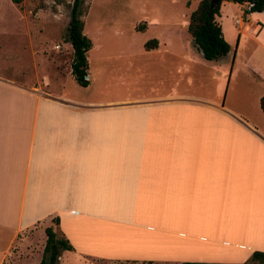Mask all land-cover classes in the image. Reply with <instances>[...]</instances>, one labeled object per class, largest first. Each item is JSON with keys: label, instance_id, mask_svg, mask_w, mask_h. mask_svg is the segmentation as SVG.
Instances as JSON below:
<instances>
[{"label": "crops", "instance_id": "crops-1", "mask_svg": "<svg viewBox=\"0 0 264 264\" xmlns=\"http://www.w3.org/2000/svg\"><path fill=\"white\" fill-rule=\"evenodd\" d=\"M228 3L239 8L230 20L221 14ZM244 10V3L220 0L215 19L229 49L211 60L228 58L218 82L221 88L227 73L226 90L242 67L258 107L264 8ZM16 59L0 42V264L16 244L24 243L25 257L40 237L39 257L24 258L38 264L45 227L68 241L65 251L91 261L239 264L264 252L263 122L205 98L193 104L197 113L174 116L169 101L183 95L134 101L144 118L91 117L104 106L89 110L51 91L36 64L30 76L38 81H24ZM12 68L13 76L4 74Z\"/></svg>", "mask_w": 264, "mask_h": 264}, {"label": "rangeland", "instance_id": "rangeland-1", "mask_svg": "<svg viewBox=\"0 0 264 264\" xmlns=\"http://www.w3.org/2000/svg\"><path fill=\"white\" fill-rule=\"evenodd\" d=\"M72 1L21 0L13 4L0 0V42L17 58L14 66L26 74L24 81H38L39 78L30 76L36 64L39 74L49 78L44 80L51 81V91L89 110L104 106L100 109L103 111L90 113L95 118H144L146 109L132 108L134 101L137 104L163 96L183 95L177 99L180 103L174 99L169 101L174 116L187 117L194 109L197 113L193 104L205 98L230 103L236 109L245 110L257 124L264 123L249 74L238 67L231 77V87L226 90L225 73L219 88L224 70L228 72V58L205 61L191 50L186 19L197 0H80L82 33L91 41V47L85 53L88 85L78 86L70 73L71 46L65 36ZM222 6L221 14L226 20H230L229 12L239 10L229 3ZM152 38L160 45L144 50L143 44ZM37 48L42 56L36 53ZM46 59L53 63V69ZM14 69L3 72L13 76ZM122 101L130 103L124 105ZM33 244L34 250L25 257L24 243L16 244L3 264H24V258L33 263L39 257L37 246L42 244L41 238L33 237ZM131 261H91L70 251H62L57 257V264H178ZM243 262L239 264H257Z\"/></svg>", "mask_w": 264, "mask_h": 264}, {"label": "trees", "instance_id": "trees-1", "mask_svg": "<svg viewBox=\"0 0 264 264\" xmlns=\"http://www.w3.org/2000/svg\"><path fill=\"white\" fill-rule=\"evenodd\" d=\"M19 3L21 0H11ZM245 4V13L259 12L264 8V0H230ZM220 0L211 3L209 0H197L194 8L187 15L186 31L190 35L197 51L205 60H211L223 55L229 49V43L223 37L219 22L215 19ZM83 10L80 0H73L69 11V19L65 27V36L71 46L70 73L75 82L86 86L85 53L91 47V41L82 33L83 22L80 19ZM154 38L147 40L143 46L146 49L156 46ZM258 107L264 115V91L258 99ZM57 218L54 222L57 223ZM45 241L38 264H57V257L62 251L71 250L68 241L57 235L50 227L44 228ZM132 262V261H131ZM145 263H149L146 261ZM243 263H264V252L252 251ZM178 264H220L219 262L179 261Z\"/></svg>", "mask_w": 264, "mask_h": 264}, {"label": "built area", "instance_id": "built-area-1", "mask_svg": "<svg viewBox=\"0 0 264 264\" xmlns=\"http://www.w3.org/2000/svg\"><path fill=\"white\" fill-rule=\"evenodd\" d=\"M239 17L234 16V15L231 16V19H232V22L234 23V25H240L241 24L242 20ZM57 47H58V45H54V48H57ZM84 78L87 79V76L85 75Z\"/></svg>", "mask_w": 264, "mask_h": 264}, {"label": "water", "instance_id": "water-1", "mask_svg": "<svg viewBox=\"0 0 264 264\" xmlns=\"http://www.w3.org/2000/svg\"><path fill=\"white\" fill-rule=\"evenodd\" d=\"M211 3H214L216 0H209Z\"/></svg>", "mask_w": 264, "mask_h": 264}]
</instances>
